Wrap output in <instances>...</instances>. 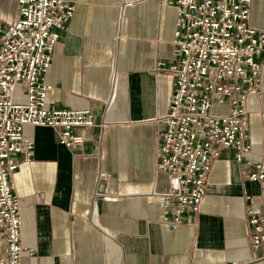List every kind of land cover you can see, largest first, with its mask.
<instances>
[{
	"label": "crops",
	"instance_id": "obj_1",
	"mask_svg": "<svg viewBox=\"0 0 264 264\" xmlns=\"http://www.w3.org/2000/svg\"><path fill=\"white\" fill-rule=\"evenodd\" d=\"M74 15L56 44L46 104L90 108L96 125L69 148L58 129L26 124L31 160L19 152L14 175L22 209L23 264H264L250 246L246 208L258 206L264 179V72L247 97L252 149L242 162L223 148L196 215L177 229L162 222L172 181L157 170L162 123L174 77L155 70L170 61L177 8L173 0H71ZM20 17L18 0H0V21ZM251 23L264 27V0H253ZM15 98L24 100L21 90ZM219 109H222L218 107ZM33 248V253L28 249ZM0 244V257L4 255Z\"/></svg>",
	"mask_w": 264,
	"mask_h": 264
},
{
	"label": "built area",
	"instance_id": "obj_2",
	"mask_svg": "<svg viewBox=\"0 0 264 264\" xmlns=\"http://www.w3.org/2000/svg\"><path fill=\"white\" fill-rule=\"evenodd\" d=\"M177 8L172 56L155 70L174 77L168 112L162 123L156 168L172 183L162 193V222L172 229L196 215L207 194L213 163L226 147L242 162L251 152L247 97L259 90L264 72V27L251 23L253 0H173ZM20 17L0 21V264H23L21 203L14 175L20 161L31 160L34 141L24 126L58 129L59 143L72 148L85 138L79 127L96 125L90 108L46 104L52 85L46 75L53 52L75 11L71 0H18ZM22 84L24 100L15 93ZM218 107L222 108L219 109ZM253 180L264 179V165L254 162ZM250 246L264 249V196L246 208ZM33 253V248L28 249ZM264 257V256H262Z\"/></svg>",
	"mask_w": 264,
	"mask_h": 264
},
{
	"label": "rangeland",
	"instance_id": "obj_3",
	"mask_svg": "<svg viewBox=\"0 0 264 264\" xmlns=\"http://www.w3.org/2000/svg\"><path fill=\"white\" fill-rule=\"evenodd\" d=\"M18 91H20L22 89V84H18Z\"/></svg>",
	"mask_w": 264,
	"mask_h": 264
}]
</instances>
